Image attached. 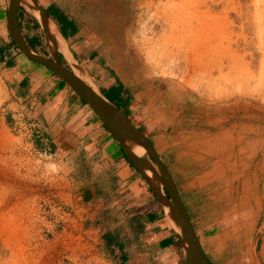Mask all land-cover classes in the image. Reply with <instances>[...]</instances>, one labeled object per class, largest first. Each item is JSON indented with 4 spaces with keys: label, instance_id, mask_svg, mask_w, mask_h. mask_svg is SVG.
<instances>
[{
    "label": "rangeland",
    "instance_id": "obj_1",
    "mask_svg": "<svg viewBox=\"0 0 264 264\" xmlns=\"http://www.w3.org/2000/svg\"><path fill=\"white\" fill-rule=\"evenodd\" d=\"M41 2L74 22L76 31L67 44L96 87L122 82L132 97L130 118L172 170L186 166L177 156L179 146L164 148L174 128L168 124L173 108L179 110L169 97L176 87L197 91L208 101H228L234 117H250L254 129L264 124V85L259 84L264 78V0ZM23 27L29 36L44 39L32 22L24 21ZM1 69L0 264H117L100 236L136 226L123 218L131 212L123 203L125 192L104 188L95 199L82 200L81 183L86 178L101 183L105 161L101 155L84 156L64 167L42 127L41 133L18 131L17 119H32L26 116L27 107L9 94ZM106 96L118 102L115 90H107ZM254 132L249 142H229L253 163L249 173L213 174L207 184L195 187L190 173L172 174L199 233L204 234L201 227H212L210 239L221 236L207 246L203 235L213 264H251L247 252L264 221V140ZM206 180L199 178L200 184ZM188 188L193 197H186ZM257 259L264 264V230Z\"/></svg>",
    "mask_w": 264,
    "mask_h": 264
},
{
    "label": "crops",
    "instance_id": "obj_2",
    "mask_svg": "<svg viewBox=\"0 0 264 264\" xmlns=\"http://www.w3.org/2000/svg\"><path fill=\"white\" fill-rule=\"evenodd\" d=\"M38 1L50 15L52 11L44 6L42 0ZM7 6L8 0H0V66L3 82L9 94L15 101L22 103L23 107H27L26 116L32 119L31 122L43 128L44 135L52 143L55 154L61 158L64 167L76 164L84 156L96 158L101 155L105 161L106 178L102 179L101 183L94 178L84 179L78 192L79 197L91 201L98 197L96 191L104 188L125 192L123 203L131 212L125 214L123 218L128 223L139 225L137 230L132 226L126 233L120 232L119 238L126 240L122 250L114 244L107 245L105 236L108 231H102L100 238L105 249L115 254L117 264H185L178 236L170 226L162 206L139 172L126 161L117 140L102 126L84 101L67 86H63L60 79L46 67L35 66V63L27 59L12 41L7 28ZM50 16L61 31L64 25L58 24L53 15ZM68 20L72 21L68 18L65 21ZM65 30L68 34L65 39L68 40L76 31V26L74 32ZM72 53L77 58L75 52ZM99 87L104 93L107 90H115L118 101L127 98L132 100L121 81ZM169 97L179 106V110L177 107L173 108L176 112L168 124L174 128L171 130L170 139L166 136L164 148L170 146L172 151L179 146L177 156L186 161V166L182 165L181 169L172 170L167 157L160 156L156 146L152 144L171 175L174 171L181 174L190 173L192 175L188 177L191 180L190 184L195 187L207 184L210 179L200 184L199 178L209 172L229 174L251 171L252 164L247 160L248 156L238 153L239 151H235L233 147L230 148L229 142L236 139L249 142L253 140L250 137L253 131L260 133V141L263 142V123L255 124L254 129L250 117L240 118L241 120L234 117V110L231 109L233 106H229L228 101H208L192 89L176 87V91L169 92ZM249 104L251 107L252 104ZM246 106L247 103L244 110ZM166 153L169 154L168 151ZM170 156L172 157L173 153ZM248 162L249 164H246ZM192 193V189L188 188L185 192L186 197H193ZM181 198L199 236L202 249L208 257L203 240L205 236L206 245L212 244L210 238L215 235L214 228L201 227L204 236L200 234L199 227L194 224V219L190 215L187 202L183 196ZM198 221L196 220V223Z\"/></svg>",
    "mask_w": 264,
    "mask_h": 264
},
{
    "label": "water",
    "instance_id": "obj_3",
    "mask_svg": "<svg viewBox=\"0 0 264 264\" xmlns=\"http://www.w3.org/2000/svg\"><path fill=\"white\" fill-rule=\"evenodd\" d=\"M21 7L25 8L39 25L51 58L37 53L26 43L18 22V12ZM7 28L10 38L22 54L30 61L51 70L92 109L103 126L117 140L129 162L139 172L162 206L170 226L178 236L185 264H212L202 249L199 236L176 183L148 135L95 86L87 71L73 55L60 29L40 2L8 0ZM58 55L62 56L68 67L60 62ZM139 148L143 149L142 155L137 154ZM263 230L264 221L255 235L251 248L257 264H259L257 245Z\"/></svg>",
    "mask_w": 264,
    "mask_h": 264
},
{
    "label": "trees",
    "instance_id": "obj_4",
    "mask_svg": "<svg viewBox=\"0 0 264 264\" xmlns=\"http://www.w3.org/2000/svg\"><path fill=\"white\" fill-rule=\"evenodd\" d=\"M51 10H52V13L50 12V15H53V14H56L57 17H59V19L63 22V25H64V28L61 29V32L63 34V36L65 38H67L68 34H66V30L65 29H68L70 30V32H74L75 31V24L73 23V21H65L67 19V17L65 15H63V13L55 6L52 5L51 7ZM22 18L24 21H29V22H32L33 26L36 27L37 29H39V25L37 24V22L35 21V19L33 18L32 15H30V13L23 7L20 8L19 12H18V19L19 18ZM38 36H33L32 37V43H33V47L36 48L37 46H39L40 44L38 43ZM49 70V69H48ZM52 74H54L51 70H49ZM60 83L63 85V86H66V84L60 80ZM101 93L110 101L112 102L115 106H117L118 108H120L127 116H129L131 113H130V105L132 104V100L130 98H127V99H120L117 103H115L114 101L110 100L106 95H107V92L104 93V91L99 88ZM99 120V119H98ZM103 126V124H102ZM104 127V126H103ZM105 128V127H104ZM140 129H142L140 127ZM107 130V129H106ZM143 131V129H142ZM113 137V135H111ZM121 149V147H120ZM121 152L124 154L123 150L121 149ZM124 158L126 159V161L133 167V165L129 162V160L127 159V157L125 156L124 154ZM134 168V167H133ZM182 197V196H181ZM189 215V214H188ZM136 224V230L139 229V225L138 223H135ZM120 231H121V228L118 227V228H115L113 230H110L107 232L106 236H105V243L107 245L109 244H114L116 247H118L119 249H123L125 247V243H126V240L123 238L120 239L119 238V235H120ZM208 258V257H207ZM209 260V258H208ZM210 261V260H209ZM211 262V261H210ZM212 263V262H211ZM213 264V263H212Z\"/></svg>",
    "mask_w": 264,
    "mask_h": 264
},
{
    "label": "flooded vegetation",
    "instance_id": "obj_5",
    "mask_svg": "<svg viewBox=\"0 0 264 264\" xmlns=\"http://www.w3.org/2000/svg\"><path fill=\"white\" fill-rule=\"evenodd\" d=\"M18 22H19V26H20V30H21V32H22V35H23V37H24L26 43L28 44V46H30V47H31L34 51H36L37 53H39V54H41V55H43V56H46V57L51 58L50 51L48 50V47L46 46V44H45V42H44V39L41 40V39L38 38V41H39L40 45L37 46L36 48H34V47H33V43H32V37L29 36V35L24 31V27H23L24 21H23V19H22L21 17L18 19ZM42 38H43V37H42ZM42 41H43V42H42ZM41 42H42V43H41ZM58 57H59L60 62H61L64 66L68 67L67 64L65 63L64 59L62 58V56H61V55H58ZM152 162H153V161H152Z\"/></svg>",
    "mask_w": 264,
    "mask_h": 264
},
{
    "label": "bare ground",
    "instance_id": "obj_6",
    "mask_svg": "<svg viewBox=\"0 0 264 264\" xmlns=\"http://www.w3.org/2000/svg\"><path fill=\"white\" fill-rule=\"evenodd\" d=\"M184 58V57H183ZM187 58V57H186ZM264 58V57H263ZM172 60V59H171ZM263 62H264V60H263ZM262 63V62H261ZM264 65V64H263ZM262 66V65H261ZM260 67V66H259ZM262 69V68H261ZM264 70V69H263ZM262 71V70H261ZM259 80V79H258ZM261 81V83H259V84H261L262 85V87H263V85H264V78L262 79V80H260ZM258 86V85H257ZM227 88V87H226ZM255 88V87H254ZM257 90V89H256ZM263 91V90H262ZM251 93H252V91H251ZM254 94V93H253ZM238 95V94H237ZM255 98V97H254ZM257 98V97H256ZM262 98V97H261ZM227 99V98H226ZM260 99V98H259ZM261 100V99H260ZM262 101V100H261ZM239 102V101H238ZM256 104V103H255ZM243 112V111H242ZM217 125V124H216ZM212 139V138H211ZM205 142V141H204ZM203 142V143H204ZM206 143V142H205ZM218 147V146H217ZM218 150V149H217ZM137 154H139V155H142L143 154V149L141 148H139L138 150H137ZM259 155V154H258ZM258 155H257V157H258ZM256 157V158H257ZM207 158V157H206ZM208 159V158H207ZM260 161V160H259ZM253 164V163H252ZM258 165V164H257ZM217 167V166H216ZM206 168V167H205ZM252 171V170H251ZM214 172V171H213ZM205 174V173H204ZM213 177V173L211 174L210 172L209 173H207V174H205V175H203V178H206L207 180L206 181H208L209 179H211ZM257 180V179H256ZM259 182V181H258ZM257 184V183H256ZM211 186V185H210ZM215 187V186H214ZM256 218V217H255ZM221 236H218V237H216V238H214V240H217V239H219ZM213 239L212 240H210V242L212 243V245L214 244L213 243V241H214ZM220 241V240H219ZM251 248V247H250ZM262 249V248H261ZM247 254H248V256H249V259H250V263L251 264H257V262H256V260L254 259V257L252 256V253H251V250H249L248 252H247Z\"/></svg>",
    "mask_w": 264,
    "mask_h": 264
},
{
    "label": "built area",
    "instance_id": "obj_7",
    "mask_svg": "<svg viewBox=\"0 0 264 264\" xmlns=\"http://www.w3.org/2000/svg\"><path fill=\"white\" fill-rule=\"evenodd\" d=\"M15 127H17L18 131H21V129H23L29 134H33L34 132L41 133V126L37 125V123L35 122H31L27 120L22 121L17 119V121L15 122Z\"/></svg>",
    "mask_w": 264,
    "mask_h": 264
}]
</instances>
